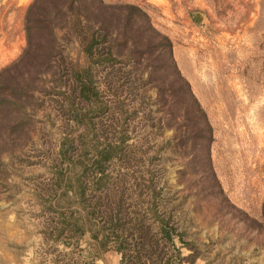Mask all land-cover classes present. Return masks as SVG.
I'll return each mask as SVG.
<instances>
[{
	"label": "rangeland",
	"instance_id": "1",
	"mask_svg": "<svg viewBox=\"0 0 264 264\" xmlns=\"http://www.w3.org/2000/svg\"><path fill=\"white\" fill-rule=\"evenodd\" d=\"M30 1L0 0V67L24 46L23 17ZM103 1L137 5L170 42L171 60L159 46L142 52L144 40L139 37L130 50H125L127 43L120 45L123 53L119 50L115 61L94 68L110 108L100 121L108 125L110 111L119 119L121 107L133 155L127 162H109L106 171L116 183L138 182L135 206L145 223L152 222L144 211L151 200L145 186L151 177L158 211L181 236L173 234L174 245L161 242V260L153 256L145 264L195 258L260 263L264 259V0ZM192 11L200 12L202 19L196 20ZM135 20L134 27L140 25L139 18ZM119 27L111 28L112 38ZM62 45L67 57L82 62L74 41L62 39ZM112 51L117 52L114 44ZM177 73L205 112L209 140L193 135L202 120H193V102L185 88L173 90L180 81ZM54 75L50 71L38 75L34 94L40 103L24 117L25 132L0 141V264H102L106 259L118 264V254L112 250L101 255L103 260H91L87 231L79 239L73 234L52 237L56 215L43 195L51 191L57 141L63 132L82 129L65 117L56 96L65 80L63 76L52 80ZM4 119L0 116V130ZM117 190L119 185L113 188ZM129 192L133 195L131 189L123 195Z\"/></svg>",
	"mask_w": 264,
	"mask_h": 264
},
{
	"label": "trees",
	"instance_id": "2",
	"mask_svg": "<svg viewBox=\"0 0 264 264\" xmlns=\"http://www.w3.org/2000/svg\"><path fill=\"white\" fill-rule=\"evenodd\" d=\"M135 17L139 18L140 25L134 27ZM23 22L24 46L15 58L0 67V116H5L0 141L15 132H25L24 117L40 103L34 94L35 81L47 71L55 73L52 80L63 76L65 82L56 90L57 100L65 117L82 126L76 133L63 132L57 141L58 161L51 164L50 170L51 191L43 195L56 215L52 237L73 234L79 239L87 231L91 260L100 258L108 250L118 254V264H145L153 256H156L155 261L161 260L160 243L174 245L173 234L181 236L158 211L151 177L145 185L151 200L144 211L152 222L145 223L135 206L138 182L116 183L106 171L109 162H127L133 155L121 107L118 108L119 119L110 111L109 126L100 121L110 108L96 83L94 68L115 61L119 50L123 53L121 46L127 43L125 50H130L139 37L144 40L142 52L159 46L170 59L168 37L150 24L142 9L128 2L31 0L25 8ZM113 27L121 29L114 38L111 37ZM149 36L154 40L150 41ZM61 38L76 43L82 62L72 61L63 53ZM113 44L116 53L112 51ZM177 76L180 81L173 90L185 88L193 102V120H202L193 135L199 140L205 135L209 140L210 125L205 112L187 81L178 73ZM116 185H119L117 192L113 191ZM130 189L133 195L129 192L124 196ZM72 204L75 207L70 209Z\"/></svg>",
	"mask_w": 264,
	"mask_h": 264
},
{
	"label": "crops",
	"instance_id": "3",
	"mask_svg": "<svg viewBox=\"0 0 264 264\" xmlns=\"http://www.w3.org/2000/svg\"><path fill=\"white\" fill-rule=\"evenodd\" d=\"M7 13L9 14V12H7ZM9 17H10V15H9ZM101 259L103 260V258H101ZM244 261H247V260H244ZM108 262H110V264H112V262L109 259H106L105 261H103L102 264H109ZM258 263H253L252 262V263H241V264H258ZM176 264H224V263H218L215 260H213V261H206L204 258H195L192 262H188L186 260H182L181 262L176 263ZM234 264H240V263L239 262H236Z\"/></svg>",
	"mask_w": 264,
	"mask_h": 264
},
{
	"label": "water",
	"instance_id": "4",
	"mask_svg": "<svg viewBox=\"0 0 264 264\" xmlns=\"http://www.w3.org/2000/svg\"><path fill=\"white\" fill-rule=\"evenodd\" d=\"M192 16L196 19V20H201L202 19V14L198 11H192Z\"/></svg>",
	"mask_w": 264,
	"mask_h": 264
},
{
	"label": "built area",
	"instance_id": "5",
	"mask_svg": "<svg viewBox=\"0 0 264 264\" xmlns=\"http://www.w3.org/2000/svg\"><path fill=\"white\" fill-rule=\"evenodd\" d=\"M258 264H264V260L263 261H261L260 263H258Z\"/></svg>",
	"mask_w": 264,
	"mask_h": 264
}]
</instances>
